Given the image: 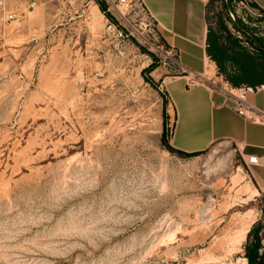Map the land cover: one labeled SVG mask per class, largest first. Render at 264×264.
Wrapping results in <instances>:
<instances>
[{
  "label": "rangeland",
  "instance_id": "1",
  "mask_svg": "<svg viewBox=\"0 0 264 264\" xmlns=\"http://www.w3.org/2000/svg\"><path fill=\"white\" fill-rule=\"evenodd\" d=\"M5 11L0 264H248L256 237L264 257L252 169L226 141L171 142L165 82L219 68H182L138 0H5ZM207 21L223 40L245 28L232 0H212Z\"/></svg>",
  "mask_w": 264,
  "mask_h": 264
},
{
  "label": "crops",
  "instance_id": "2",
  "mask_svg": "<svg viewBox=\"0 0 264 264\" xmlns=\"http://www.w3.org/2000/svg\"><path fill=\"white\" fill-rule=\"evenodd\" d=\"M156 22L163 40L178 52L182 68L191 73H201L210 66L218 73V65L208 54L209 28L207 11L212 0H142ZM256 6L264 9V0H253ZM234 19V17H232ZM235 23V19L233 20ZM253 18L239 28L240 40L248 51L259 48L256 38L262 39L254 26ZM226 34V33H225ZM221 35V33H219ZM226 44V39H221ZM246 42L248 44H246ZM253 44L256 45V49ZM264 50V48H262ZM230 63V62H229ZM226 63L225 66L231 67ZM189 75L175 76L165 82L166 90L173 104L174 128L171 135L172 145L187 152L203 151L217 141L230 143L234 151L246 166L248 156L255 155L259 161L264 160V123L252 121L236 111L237 99L213 89L204 83L188 85ZM216 80L225 83L224 74L216 75ZM233 87L232 91L236 92ZM241 87V86H240ZM245 91L246 101L255 108L264 111V79L255 87ZM252 178L257 182L258 193L264 191V164L249 165ZM260 190V191H259Z\"/></svg>",
  "mask_w": 264,
  "mask_h": 264
},
{
  "label": "trees",
  "instance_id": "3",
  "mask_svg": "<svg viewBox=\"0 0 264 264\" xmlns=\"http://www.w3.org/2000/svg\"><path fill=\"white\" fill-rule=\"evenodd\" d=\"M102 11L105 12L104 6L99 4ZM225 30V26L220 24ZM208 54L213 58L225 78L235 87L246 85L255 87L258 81L264 79V42L256 38L259 48L253 44L256 51L246 50L237 37L227 31L226 44L220 41L221 35L212 30L208 32ZM230 62V63H229ZM226 63L231 67L225 66ZM258 226H253L249 234L255 233ZM261 243L258 237L254 241H249L245 245V256L248 264H264V257L259 253Z\"/></svg>",
  "mask_w": 264,
  "mask_h": 264
},
{
  "label": "built area",
  "instance_id": "4",
  "mask_svg": "<svg viewBox=\"0 0 264 264\" xmlns=\"http://www.w3.org/2000/svg\"><path fill=\"white\" fill-rule=\"evenodd\" d=\"M126 1L127 0H109L112 6H117L118 4H124ZM138 2L141 5V8L149 16L152 17L150 12L147 10L146 6L144 5L143 1L138 0ZM232 4L241 22L246 24L249 23L253 18L254 21L253 24L258 30L257 32L259 34L264 35V9H262L259 6H256L253 0H232ZM0 10L5 11V0H0ZM5 12H8L7 15L8 18H15L17 16L16 12H10L7 10ZM234 34H236L238 38H242L238 30H236ZM246 44L248 43L246 42ZM250 48L253 50L252 47ZM201 78L203 83H205L209 87L213 89H217L218 91H221L226 94L234 95L237 99L236 111L240 115L252 121L264 123V111L255 108L254 106L249 104L245 99V91L251 89V87L249 86L235 87L236 92H233L232 91L233 87L227 82V80H225V83H222L212 78L211 76H201ZM192 83H195V81H192ZM258 163L264 164V160L259 161L255 155H250L247 158L246 166L249 168L250 167L249 165L258 164ZM263 208L264 205H261L260 209L262 210Z\"/></svg>",
  "mask_w": 264,
  "mask_h": 264
},
{
  "label": "water",
  "instance_id": "5",
  "mask_svg": "<svg viewBox=\"0 0 264 264\" xmlns=\"http://www.w3.org/2000/svg\"><path fill=\"white\" fill-rule=\"evenodd\" d=\"M230 10V9H229ZM231 13V12H230ZM232 15H233V13H231ZM234 16V15H233ZM234 19H235V17H234Z\"/></svg>",
  "mask_w": 264,
  "mask_h": 264
},
{
  "label": "bare ground",
  "instance_id": "6",
  "mask_svg": "<svg viewBox=\"0 0 264 264\" xmlns=\"http://www.w3.org/2000/svg\"><path fill=\"white\" fill-rule=\"evenodd\" d=\"M251 221V220H250ZM245 260H247L246 258H244Z\"/></svg>",
  "mask_w": 264,
  "mask_h": 264
}]
</instances>
